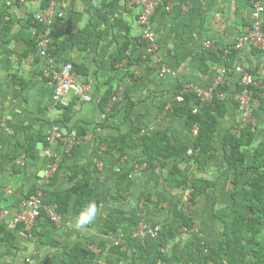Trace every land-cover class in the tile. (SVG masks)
<instances>
[{
  "label": "crops",
  "instance_id": "1",
  "mask_svg": "<svg viewBox=\"0 0 264 264\" xmlns=\"http://www.w3.org/2000/svg\"><path fill=\"white\" fill-rule=\"evenodd\" d=\"M57 1V9L64 15L48 27L54 55L60 64H74L93 100L82 102L70 94L67 105H63L53 99V87L42 73L45 61L32 44L36 33L32 21L43 11L47 0H0V124H4L0 127V264H26L28 257L36 264H155L158 255L155 257L153 251L160 248L158 240L148 239L143 255L132 250L123 253L125 249L118 253L112 249L123 242V229L109 231L106 224L114 211L128 216L142 206L143 193H150L155 199L158 186L172 187L166 175L160 174L165 171L160 168L156 170L158 179L153 180H149L147 170L142 184L134 166L141 164L143 148H128L121 156L118 143L137 130L149 135L165 132L173 144L188 147L189 154L197 152L194 130H188L186 118L169 112V108L176 103L178 88L184 83L208 87L225 66H245L264 80V50L235 51L226 61L217 51L204 48V42L212 40L222 50L249 31L253 3L161 0L153 24L159 49L156 55H150L141 40L140 8L127 7L122 0L116 5L115 0ZM158 61L169 69L163 76ZM237 79L229 74L228 96L237 90ZM119 88L123 94L110 107ZM227 106L220 123L232 110L238 111L233 104ZM55 125L77 138L86 132L79 139L76 153L67 152L61 144L48 145L46 135ZM223 149L225 159L224 145ZM22 155L24 167L17 163ZM56 157L61 164L49 182L45 171ZM186 164L201 168L194 161L180 163L181 168ZM75 173L78 177L73 179ZM124 173L134 182L133 186L129 180H120ZM78 178L86 179L99 195L100 203L90 222L80 220L83 212L75 211L78 197L74 195L60 225L46 213L35 224L33 237L22 225H12L13 214L37 186L53 195L70 188ZM137 194L139 203L131 208L130 199ZM160 196L168 200L172 194L165 190ZM146 217L149 225L159 223L157 216ZM78 245L96 257L70 262L68 252Z\"/></svg>",
  "mask_w": 264,
  "mask_h": 264
},
{
  "label": "trees",
  "instance_id": "2",
  "mask_svg": "<svg viewBox=\"0 0 264 264\" xmlns=\"http://www.w3.org/2000/svg\"><path fill=\"white\" fill-rule=\"evenodd\" d=\"M50 1L47 0L45 8ZM118 1L115 0L113 5H116ZM249 1L253 3L256 0ZM33 26L36 31L47 28L36 24ZM6 31H8L7 28ZM4 37L6 36H3V39ZM32 44L36 46L34 40ZM208 52L210 53V51ZM211 54L216 58L213 52ZM227 90V84H220L209 103H203L196 94L188 93L184 95L182 104L173 103L169 108V112L186 118L188 130L193 131L196 127L198 128V132L194 136L197 152L189 154L188 147L173 144L165 132L149 135L137 130L128 133L119 141L118 147L121 150V156L126 154L128 148L142 147L143 157L140 162L141 164L145 163L147 170H150L149 180L158 179L156 170L160 168L167 170L165 179L170 187L185 186L188 184V178L180 163L194 161L202 168L207 164V155L216 150L214 143L220 118L224 117L228 110L227 101L221 100L219 95ZM180 91L181 87L178 88V93ZM254 95L259 97L258 91H255ZM260 100V109L264 110V99ZM236 106L238 108V104ZM195 109H197L196 112H194ZM129 113L130 110L127 114ZM85 134L86 132L81 133L78 138L82 140ZM255 139V131L249 124L236 125L226 133L223 139L225 163L233 174L231 179L233 189L231 192L232 203L216 212V217L224 223L223 237L219 246L215 248L198 235H194L188 241L186 249L176 257V264H218L219 258H227L229 264H264V141L255 149L252 162H247V147L253 145ZM79 148L80 145H77L71 152L76 153ZM77 177L78 174L75 173L73 179ZM120 180H129L133 186L134 182L126 173L120 177ZM246 185L248 186L246 187ZM207 186L208 181L206 180H202L201 184H192L193 194L190 199L193 205L196 204L198 193ZM74 195L78 197L74 203L77 213L84 212L90 205H95L96 209L99 206V195L95 188L86 179L79 180V178L70 188L62 192L53 195L45 194L44 202L49 206L56 205L60 214H66L72 205ZM141 199L142 206L139 205L130 215L125 216L120 211H114L107 221V230L123 229V242L113 246V251L122 253L125 249L123 252L125 253L132 250L139 255L147 252L148 240L142 242L135 234L143 220L146 208L153 206L157 212L164 210L163 200L165 197L162 196L156 200L152 194L143 193ZM159 224H161V231L158 259L167 264L169 260L166 257L165 249L170 240L178 237L183 230L191 231L194 224L178 204L173 208L172 217L162 223L159 222ZM68 257L70 262L79 263L84 258L94 259L96 255L78 245L68 252Z\"/></svg>",
  "mask_w": 264,
  "mask_h": 264
},
{
  "label": "built area",
  "instance_id": "3",
  "mask_svg": "<svg viewBox=\"0 0 264 264\" xmlns=\"http://www.w3.org/2000/svg\"><path fill=\"white\" fill-rule=\"evenodd\" d=\"M24 2L25 0H21ZM127 7L140 8L139 22L143 27V33L141 40L147 44L148 53L150 55H156L159 49V43L156 32L154 31V16L156 15L158 7L161 5V0H122ZM58 1L51 0L49 5L43 9V11L35 16L33 23L40 26H46V30L42 29L36 31L35 42L39 55L44 59L45 64L42 69L43 76L48 79L53 87V99L56 103L67 105V97L73 94L78 100L82 102H89L93 100L89 86L84 83L75 69L72 62L60 64L55 55V46L51 36L48 33V27L58 18L63 17L62 10H58ZM167 9H170L169 7ZM264 0H256L253 2L252 24L249 31L243 33L238 40L231 46L225 47L222 50L216 48L212 40L204 42V48L206 50H215L226 61L229 60V56L235 51H242L246 48L264 50ZM159 62L160 74L169 72L161 61ZM229 74L237 76V88L233 94V100L238 104L239 110L244 116L243 125H251L252 130L255 131L254 112L260 109V99H264V80L258 77L251 70L242 65L225 66L220 70L219 75L208 87H202L194 83H184L181 86V91L176 96V103H183L184 95L188 93H194L203 103H209L212 101L215 91L220 84H227ZM122 90V89H121ZM123 91V90H122ZM255 91H258L259 97H255ZM120 92L117 96L113 97L110 101V107L118 100L121 95ZM228 90L219 95V98L226 101L228 98ZM197 109L194 110L196 112ZM4 124H0V127ZM194 134L198 132V128L194 129ZM46 142L49 146L61 144L65 147L67 152H71L72 149L80 143L79 138L66 135L62 129L55 125L52 127L49 134L46 135ZM192 151H190L191 153ZM18 165L25 166V155H22L18 160ZM61 159L56 157L51 162L46 171L45 178L50 179L59 170ZM145 165L146 164H142ZM45 189L43 186H37L35 191L29 195L13 214L12 225H22L33 237V229L38 219L46 213L50 220L60 225L62 223V214L57 211V206H49L45 204ZM8 211H5V215ZM161 231V224L154 223L149 225L145 219L142 220L138 231L135 236L145 242L148 239H154L159 241ZM26 264H36L32 257L26 259ZM155 264H164L161 259H158Z\"/></svg>",
  "mask_w": 264,
  "mask_h": 264
},
{
  "label": "rangeland",
  "instance_id": "4",
  "mask_svg": "<svg viewBox=\"0 0 264 264\" xmlns=\"http://www.w3.org/2000/svg\"><path fill=\"white\" fill-rule=\"evenodd\" d=\"M213 82H215V80ZM119 91L123 92L119 88L116 96L118 95ZM122 94L123 93H121V95ZM233 94L229 95L226 101L228 104H233L236 106V103L232 99L234 96ZM237 109L238 111L232 110V114L226 116L224 119H221L215 141L217 150L215 153L207 155L209 158V164L204 168H198L194 164L184 165L183 169L187 175L188 184L180 188L176 187L172 189L166 186L162 188V185L158 186L157 191L159 194L157 193L158 195L157 198H155L156 200L161 197V193L165 190L170 192L172 196L168 197V200H163L164 210L157 212L155 207L152 206L148 208V212H145L148 215L150 214L157 216V220L162 223L172 217L173 208L176 204H178L185 210L186 214L193 221L194 226L191 231L183 230V232L178 237L170 240L167 248L165 249L166 257L169 260L167 264H176V257L184 249H186L188 241H190L194 235L201 237L204 241L209 243L211 247L217 248L219 246V242L223 237L224 223L216 217V212L232 203L231 192L233 189V185L231 183L233 174L225 163L222 142L224 134L227 131L233 129L236 125H241L242 122H244V116L242 112L239 110V108ZM254 115V122L256 124V139L253 145L247 147L248 163L252 162L255 149L259 146V144H261V142L264 141V113L256 109ZM134 169V173L137 174L138 180L142 179L141 183L143 184V181H146L149 173L146 166L139 164L134 166ZM160 174L162 177H165L166 170L160 171ZM48 180L50 182L51 178ZM202 180L208 181V186L198 193L196 196V204L193 205L191 201V195L193 194L192 184H201ZM142 184H139V187L141 186L142 188ZM247 186L248 185H246V187ZM136 193H138V191H136ZM170 200H172V202H170ZM138 201L139 195L137 194L135 199L133 197L130 199L131 208L136 207L139 203ZM132 204L135 206H132ZM146 215L143 217H146ZM145 220L147 221L148 218ZM152 245L154 244L152 243ZM153 252L155 257H157L158 248H156ZM226 259L227 258H219L218 264H229ZM157 260L158 259L156 258L155 262Z\"/></svg>",
  "mask_w": 264,
  "mask_h": 264
},
{
  "label": "clouds",
  "instance_id": "5",
  "mask_svg": "<svg viewBox=\"0 0 264 264\" xmlns=\"http://www.w3.org/2000/svg\"><path fill=\"white\" fill-rule=\"evenodd\" d=\"M95 214H96V208H95V205H90V206L85 210V212H83V213L81 214L80 220H81L83 223H88V222H90V221L95 217Z\"/></svg>",
  "mask_w": 264,
  "mask_h": 264
}]
</instances>
